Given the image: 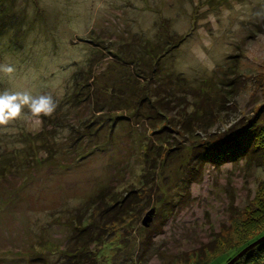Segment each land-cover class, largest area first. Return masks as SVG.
<instances>
[{
    "label": "rangeland",
    "instance_id": "374dc122",
    "mask_svg": "<svg viewBox=\"0 0 264 264\" xmlns=\"http://www.w3.org/2000/svg\"><path fill=\"white\" fill-rule=\"evenodd\" d=\"M2 65L0 93L55 108L0 123V264H56L86 220L98 264L228 262L207 247L237 242L264 168L203 142L264 102V0H0Z\"/></svg>",
    "mask_w": 264,
    "mask_h": 264
},
{
    "label": "trees",
    "instance_id": "16d2710c",
    "mask_svg": "<svg viewBox=\"0 0 264 264\" xmlns=\"http://www.w3.org/2000/svg\"><path fill=\"white\" fill-rule=\"evenodd\" d=\"M175 45L171 46L174 47ZM118 56V55H117ZM155 63V62H154ZM157 64V63H156ZM144 73H138L137 75L143 78V83L146 80L153 77V73L156 71V68L153 69L150 77L145 75V69H142ZM232 78L235 80L239 77V74H236L234 70L231 71ZM93 79V78H92ZM232 79V80H233ZM230 82H232L230 80ZM142 83V85H144ZM225 85L230 84L226 79ZM230 88V87H229ZM233 87L230 88V93L232 96L236 94ZM239 90V89H238ZM227 93V92H225ZM226 95L223 93V96ZM227 97V96H224ZM225 108V107H223ZM214 111V110H212ZM211 112V111H209ZM220 114V113H219ZM264 102L260 104V107L256 112H253L251 119L249 121H240L239 122V132L228 138H223L222 135H209L208 142H203L204 147V160L211 162L216 165H223L227 161L231 160L232 157L239 158L244 151H253L255 156L258 159V165L264 168ZM246 125V126H245ZM226 137V136H224ZM264 190V189H263ZM104 196V195H103ZM102 196V197H103ZM105 197V196H104ZM103 197V198H104ZM105 200V199H104ZM261 204L255 208V211L251 214L250 218L245 221H237V230L236 234H239L237 237V242L234 244L231 241V238L225 237L223 234L224 230H221L215 238V246L210 247L212 252L219 250L222 252L223 246L221 245L222 241H226V245H231V248H234L236 252L229 258L230 261L237 253L242 251L245 247L256 241L257 239L264 236V200L260 201ZM95 223H90L86 220L77 225L74 229V235L69 240V247L65 248L62 251V255L59 261L56 264H98V260L93 256V252L90 251V246L92 243L97 244L101 238H98L99 235H96L91 231ZM221 238V240H220ZM219 244V245H218ZM205 248V247H204ZM222 249V250H221ZM225 249V247H224ZM204 252L200 253L199 258L196 255V264H206L208 258ZM226 253V251L222 252ZM210 257V256H208ZM191 258H179L176 261L178 263H189ZM232 264H264V240L258 242L255 246L246 251L242 256H240Z\"/></svg>",
    "mask_w": 264,
    "mask_h": 264
},
{
    "label": "clouds",
    "instance_id": "9594fccd",
    "mask_svg": "<svg viewBox=\"0 0 264 264\" xmlns=\"http://www.w3.org/2000/svg\"><path fill=\"white\" fill-rule=\"evenodd\" d=\"M11 65L0 66V72L5 74L13 73ZM23 106H27L30 113L38 116L40 113L50 114L55 103L50 96L32 95L30 92H13L4 91L0 93V123H5L21 114Z\"/></svg>",
    "mask_w": 264,
    "mask_h": 264
},
{
    "label": "water",
    "instance_id": "95a60500",
    "mask_svg": "<svg viewBox=\"0 0 264 264\" xmlns=\"http://www.w3.org/2000/svg\"><path fill=\"white\" fill-rule=\"evenodd\" d=\"M154 209H151L148 212V217H146L143 222L145 224H147V222L152 220V215L154 214ZM264 240V236L257 239L256 241H254L253 243H251L250 245H248L247 247H245L242 251H240L239 253H237L230 261H228L226 264H232L233 262H235L240 256H242L246 251H248L250 248H252L253 246H255L258 242Z\"/></svg>",
    "mask_w": 264,
    "mask_h": 264
}]
</instances>
